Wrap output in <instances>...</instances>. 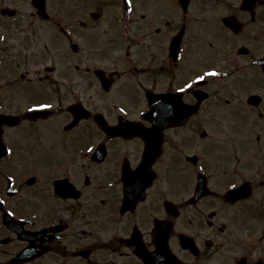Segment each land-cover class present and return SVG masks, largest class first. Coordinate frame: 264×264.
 I'll list each match as a JSON object with an SVG mask.
<instances>
[{
    "label": "flooded vegetation",
    "instance_id": "1",
    "mask_svg": "<svg viewBox=\"0 0 264 264\" xmlns=\"http://www.w3.org/2000/svg\"><path fill=\"white\" fill-rule=\"evenodd\" d=\"M0 264H264V0H0Z\"/></svg>",
    "mask_w": 264,
    "mask_h": 264
},
{
    "label": "snow or ice",
    "instance_id": "2",
    "mask_svg": "<svg viewBox=\"0 0 264 264\" xmlns=\"http://www.w3.org/2000/svg\"><path fill=\"white\" fill-rule=\"evenodd\" d=\"M129 2H130V0H129ZM208 74H209V75H216L217 73H215V72L213 71V72L208 73ZM196 79H197V80H203L204 77H203V76H197ZM185 87L190 88V87H191V84H187ZM180 91H184V89L182 88V89H180ZM36 107H39V108H51L52 105H51V104H39V105H37ZM90 150H91V149H89V151H90ZM9 151H11V150L9 149ZM232 187H235V185H232Z\"/></svg>",
    "mask_w": 264,
    "mask_h": 264
}]
</instances>
